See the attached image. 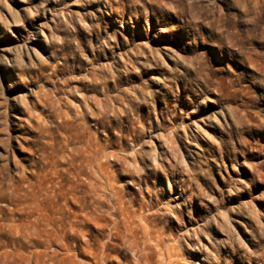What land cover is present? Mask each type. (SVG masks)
<instances>
[{
  "label": "clouds",
  "instance_id": "1",
  "mask_svg": "<svg viewBox=\"0 0 264 264\" xmlns=\"http://www.w3.org/2000/svg\"><path fill=\"white\" fill-rule=\"evenodd\" d=\"M74 2L81 3L83 0ZM107 2L111 3V0ZM166 6L176 13L177 22L165 31L171 33L177 28L181 29L185 33L181 50L188 54L179 57L171 49H161L165 54L172 55L177 62L169 69L170 75L165 74L163 79L158 80L167 90L162 95L152 91L148 80H142L139 84L130 81L128 74L138 71L135 65L141 61L133 60L129 54L124 57L115 54V49L119 46L115 34L101 37L98 23L88 29L87 38L80 37L71 25L64 27L62 12L67 10V5L53 12L57 19L55 29L65 34L48 37V44L53 46L49 59L40 57L34 63L30 61L21 65L24 71L19 75L24 86L29 89L27 96L38 97V101L44 105L40 108L44 116L39 117L38 124L34 120L31 124L23 121L20 127L25 129V134L15 138L18 142L27 141L28 148L25 151L31 152L26 161L33 177L30 184L17 180L18 170L8 168L7 157H0L4 160V164L0 166V197L4 198L0 200V208L8 207L6 200L11 201L15 207V197L19 194L29 200L44 202L56 220L65 224V230L80 214L104 220L111 226L110 231L97 234L93 240L96 246L101 239L108 244V252L101 264H112L118 257L123 258L122 264H149V261L157 264L154 252L149 257L144 249L145 221L152 226L153 238L160 237L158 242L162 246L165 239L177 245L185 241L183 235L177 236L175 241L163 235L167 217L176 215L181 218L183 213L179 203L161 201L160 195L164 192L162 187L154 183L149 186L157 171L173 180L179 177L184 190L191 191L186 203H190L193 196L200 195L196 191L199 186L196 183L198 176L215 185L210 169L206 167L210 157L195 158L208 151L207 149L195 154L192 170L187 175L183 168L172 162V157L166 151L159 153L157 163L158 154L152 143L154 139L175 137L200 147L194 136L183 134L185 129L193 133L196 129L183 123L191 113L180 111L179 98L182 90L195 110H199L202 105L207 108L210 102L219 106L221 111L208 116L204 123H219L217 117L223 116L224 110L238 112L243 109L256 127H264V109L252 111L254 107L264 103V0H169ZM42 9L43 5L34 11L39 15ZM72 16L74 22L80 19L74 13ZM48 28L49 24L45 23L35 32L28 33L24 38L25 45ZM93 32L97 34L95 37ZM93 39L96 40L95 43ZM85 49L90 50V56ZM212 49H219L221 56L227 49L231 62H225L221 67L215 66L213 57L209 55ZM108 50L113 53L111 62L101 63V58L107 55ZM8 51L15 53L16 49ZM28 51L30 50L25 49L26 55ZM134 55L137 58L146 57L143 61L145 68L159 66L158 58L156 64L152 63L154 57L145 46H137ZM121 60L124 61L123 64ZM233 63H251L259 74L234 68ZM16 64L15 59L0 56V65L15 67ZM77 69L81 74H76ZM76 81L80 82L79 87ZM30 85L35 86V92ZM45 85L48 86L47 89ZM2 93L3 87L0 85V94ZM158 95L161 104L159 112L156 109ZM27 96L24 97L25 100ZM52 96L59 98L62 108L50 103ZM69 97L76 104L70 103ZM16 99L19 101L21 98ZM38 101H33L29 108L32 117L38 115L35 111L39 106ZM7 103L5 98V121ZM143 105L147 106V113L144 115L141 113ZM223 127L230 139L221 142L224 147L217 145L221 156L225 148L230 154L238 152L237 143L245 145L246 149L264 152V147L256 149L243 138L244 130L232 129L227 124ZM129 157L136 164L135 168L128 166ZM251 167L254 178L264 181V162ZM93 173L96 175L93 176ZM93 183L96 186L101 183L104 185L105 196L102 201L95 196ZM229 185L226 192L220 193L218 204L223 202L226 194H237L249 187L242 181L230 180ZM73 198L79 203L75 216L65 204ZM125 218L136 230V259L129 256L127 243H120L118 240L113 246L105 239L106 236L120 235L118 225L123 232ZM85 222L80 220L81 225ZM208 224H211V219ZM29 243L23 239L12 240L4 246L10 244L12 250H15ZM249 258L253 264H264V248L251 252Z\"/></svg>",
  "mask_w": 264,
  "mask_h": 264
},
{
  "label": "rangeland",
  "instance_id": "2",
  "mask_svg": "<svg viewBox=\"0 0 264 264\" xmlns=\"http://www.w3.org/2000/svg\"><path fill=\"white\" fill-rule=\"evenodd\" d=\"M168 2L169 0H111V3L107 0H83L81 3H75L74 0H59V2L58 0H0V9H2L0 10V56H6L9 60L15 59L17 62L15 67L0 65V85L3 87V93L0 94V157H7L8 168L18 170L17 180H24L29 184L33 181L26 162L31 156V152L25 151L28 143L18 142L15 139L25 134V129L21 128L20 124L23 121H29L31 124L32 120L38 124L39 117L44 116L40 111L44 106L43 103L39 102L35 95L27 96L29 89L24 86L19 74L24 71L21 65L30 61L34 63L40 57L49 59L53 47L48 44L50 35L65 34L55 29L57 19L53 16V12L67 5V10L62 12L64 27L71 25L82 38L89 36L88 29L94 23L100 25L101 37L115 34L119 45L115 49V54L120 57L129 54L133 60L141 61L140 64L135 65L138 71L128 74L130 81L139 84L142 80H148L152 91L162 95L167 90L158 83V80L163 79L165 74L170 75L169 69L177 62L172 55L165 54L161 49H171L172 53L179 57L188 54L181 50L185 33L179 28L171 33L165 31L177 22L176 13L166 6ZM41 5L43 9L41 14L37 15L34 10L40 9ZM73 13L80 19L74 22ZM45 23L49 24V28L38 33L36 39L30 40L25 45L24 38L28 33L35 32ZM92 35L95 37L97 34L93 32ZM95 42L96 40L93 39V43ZM137 46H145L149 54L154 57L152 63L156 64L158 58L159 66L145 68L143 61L146 57L137 58L134 55ZM208 47L212 48V46ZM12 48L16 49L15 53L8 51ZM25 49L30 50L27 55ZM85 51L89 56L91 55L89 49ZM112 55V50H108L107 55L101 58L100 62L110 63ZM209 55L213 57L214 65L217 67L223 66L225 62H231L227 56V49L223 56L220 55L219 49L210 50ZM120 62L123 64L124 61ZM233 67L247 73L259 74L251 63L247 65L233 63ZM76 74H81L78 69ZM79 84L80 82L76 81L77 87ZM30 87L34 92L36 91L34 85ZM45 88L47 89L48 86L45 85ZM185 95L182 90L179 108L181 112H190L191 115L185 118L183 123L190 124L196 131L193 133L185 129L183 134L194 136L200 147L197 148L195 143L189 144L186 140L182 141L175 137L154 139L152 143L158 154L157 163L159 153L166 151L172 157V162L183 168L184 174L187 175L192 170L195 154L207 149L208 151L202 152L195 158L210 157L206 167L210 169L215 185L198 176L196 183L199 186L196 191L200 195L193 196L191 202L186 203L191 191L184 190L179 177L173 180L172 177H165L159 171L153 175L149 186L154 183L162 187L164 192L160 195L161 201L171 200L174 204L179 203L183 213L181 218H177L176 215L167 217L164 237H171L175 241L177 236L183 235L185 241L177 245L165 239L162 246L164 258H168L170 253L175 264H253L249 254L264 248V181L254 178L255 174L251 166L264 162V152L252 148L246 149L245 145L237 143L238 152L230 154L225 148L221 156L220 147H224L222 141L230 139L229 133L223 127L225 124L232 129L244 130L243 138L256 149L264 147V127H256L252 118L243 109L238 112L224 110L223 116L217 117L219 123L216 121L204 123L208 116L221 111L219 106L210 102L207 108L202 105L199 110H195L194 105L189 104ZM25 96H27L26 100ZM16 97L21 99L17 101ZM5 98L8 102L6 121L3 119ZM156 99V109L159 112L160 96L158 95ZM33 101H38L39 106L35 110L37 117H32L29 111ZM69 101L76 104L71 97ZM50 103H54L57 108L63 107L59 98L55 96L50 98ZM261 109H264V103L254 107L252 111ZM141 113L142 115L147 113L146 105L141 106ZM212 149L215 151L213 152ZM3 164L4 160L0 159V166ZM128 166L136 167L131 157L128 159ZM95 175L93 173V176ZM230 180L242 181L249 187L237 194H226L223 202L218 204L220 193L226 192ZM93 189L95 196L103 200L104 185L101 183L96 186L93 183ZM2 199L4 198L0 197V200ZM15 199V207L12 206L11 201L6 200L8 207L0 208V264H101L103 255L101 256L100 253L104 239L99 240L98 246L93 244V240L99 234L100 223L104 220L80 214L65 230V224L56 220L44 202L37 199L29 200L19 194ZM65 204L75 216L79 209V203L75 198L66 201ZM209 219H211L210 225ZM80 220L86 222L81 225ZM125 221L127 220H124L123 232L118 238L105 237L113 246L119 240L120 243H127L129 247ZM149 226L152 229V226ZM110 228L111 226L108 225L107 233ZM21 239L30 243L15 250H12L10 244L4 246L8 241ZM133 252L130 249L128 254L135 259L136 254ZM122 259L118 257L112 264L122 263Z\"/></svg>",
  "mask_w": 264,
  "mask_h": 264
},
{
  "label": "bare ground",
  "instance_id": "3",
  "mask_svg": "<svg viewBox=\"0 0 264 264\" xmlns=\"http://www.w3.org/2000/svg\"><path fill=\"white\" fill-rule=\"evenodd\" d=\"M100 224L101 225L99 227L100 228L99 233H107L106 230H107L108 224H106L105 221H102ZM125 224H126V228L125 229L127 231V237H128V241H129V247H130V249L132 251H134L133 253L136 254V257H135V259H136L137 258V254H138L137 253V244H138V242H137V240L135 238L136 237V230L127 221H125ZM143 226H144L145 231H146L144 249H145V251L148 252L149 257H151L152 253L154 252L157 264H175L173 262V260H172V257L170 255V253L168 254V258H166V257L164 258V254L162 252V244L158 242L160 237L157 236V237L153 238L152 229L150 228L149 224H147V221L144 222ZM117 231H118V233L121 234V230H120V226L119 225L117 226ZM119 236L112 237V238H118ZM106 237H108V236H106ZM109 237H111V236H109ZM102 247H103V249H102ZM102 247H101V251L102 252L100 251L101 252L100 255L101 256L103 255V257H104V255H106L107 252H108V244H105V242L103 241L102 242ZM149 250H151V251H149ZM99 262H101V261H99ZM118 264H122V263L118 262ZM149 264H151V261H149Z\"/></svg>",
  "mask_w": 264,
  "mask_h": 264
}]
</instances>
